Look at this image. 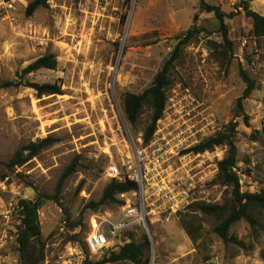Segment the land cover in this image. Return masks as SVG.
<instances>
[{"label": "rangeland", "instance_id": "rangeland-1", "mask_svg": "<svg viewBox=\"0 0 264 264\" xmlns=\"http://www.w3.org/2000/svg\"><path fill=\"white\" fill-rule=\"evenodd\" d=\"M32 1L0 0V83L18 82L29 64L54 54L56 69L27 74L22 80L56 84L63 94L38 95L22 85L0 89V264H20L14 232L19 224V202L53 195L61 175L77 156V172L66 180L60 201H47L39 210L42 235L38 242L45 244L48 264L62 263L60 257L67 254L75 234L85 240L93 212L108 215L112 206L99 211L86 207L101 199L108 184L103 173L110 157L104 149L117 139L119 123L137 135L144 133L151 116L144 106L138 123L131 125L123 97L142 94L154 83L172 56L176 37L192 25L204 31L182 47L171 71L172 86L189 88L212 109L219 126L214 136L232 134L242 190H264V38L253 36L251 18L238 8L242 1H249L252 10L264 15V0H207L232 16L226 23L234 51L225 61L218 58L224 48L211 49L209 43L226 45L219 24L214 14L199 11L198 0H48L47 6L28 15ZM244 39L246 46H242ZM241 70L256 82L242 102L247 121L238 107L247 87ZM232 123L236 124L233 132ZM42 139L51 145L22 167L7 166L19 148ZM228 150L227 145L215 147L213 161L204 160L205 172L214 178L199 196L211 203L231 199L230 189L216 178L218 163ZM83 180V189L77 193ZM8 211L9 220L4 217ZM257 218L260 227L256 230L246 221L236 223L228 243L215 233L218 221L212 216L197 215L201 224L197 240L188 236L180 222L158 226L146 256L148 264H264V212ZM67 219L81 220L82 225L63 227ZM115 242L113 238L111 244ZM108 254L107 250L99 253L92 261Z\"/></svg>", "mask_w": 264, "mask_h": 264}, {"label": "trees", "instance_id": "trees-1", "mask_svg": "<svg viewBox=\"0 0 264 264\" xmlns=\"http://www.w3.org/2000/svg\"><path fill=\"white\" fill-rule=\"evenodd\" d=\"M48 0H34L27 7V14L32 15L38 8L47 6ZM199 11L212 13L219 24L220 33L223 41L226 43L224 46H218L217 42L209 41L211 49L223 47L224 51L220 52L219 59L224 60L232 56L234 51V44L229 38L228 26L226 23L227 18H231V14L224 12L221 7L210 4L207 0H198ZM238 8H242L249 18L252 20V34L257 39L264 38V15L251 9L249 1H242ZM198 15L196 14L195 17ZM202 28L192 25L185 34L176 37L177 43L174 46L171 58L165 63L162 71H160L154 83L146 89L142 94L126 93L123 97V107L127 121L131 125H136L139 121L141 111L144 106L151 110L150 122L144 129V137L149 141L153 136L158 121L163 117L166 107V91L172 86L171 71L174 67L175 61L180 57L182 47L191 44L195 35L202 33ZM208 34H210L208 32ZM58 65L57 57L54 54H47L34 62L29 64L21 75L20 80L6 81L0 83V89H6L17 86H27L34 89L38 95H62L63 90L56 84H38L34 82H23V78L27 74L36 73L40 70H54ZM240 75L244 82L247 84L242 97L238 100V107L245 120L248 116L243 112V100L248 98L256 88V82L252 80L244 70L240 71ZM230 130L233 132L236 124L232 123ZM51 145L47 139L39 140L37 143H30L19 148L14 155L10 158L7 166L9 168H19L31 161L36 157L44 148ZM229 146L227 156L218 163L217 180L223 186L230 189L231 199L224 204L218 203H204L198 202L184 213L180 220V225L184 227L188 236L197 240L201 232V224L197 220V215L215 217L218 224L214 228L225 243L230 242V231L232 227L240 222L246 221L251 225L254 230L260 227L257 218L264 212V190L260 192L243 191L240 176L238 174V160L237 148L232 140V134L219 132L197 146L191 148L189 151L195 153H203L207 150H213L218 146ZM80 156H77L71 164L65 169L61 175L55 193L53 195L40 194L35 200H21L19 202V224L17 226V240L19 243L20 264H41L45 259V244L38 242L42 235V229L39 219V210L47 201L59 202L62 196L63 188L66 180L75 172L79 166ZM244 173V172H243ZM84 180L79 184L77 193L83 189ZM134 182H117L109 181L103 190L102 197L99 201H91L87 204V208L93 211H99L106 206H115L122 201L120 195L136 189ZM79 222H71L67 219V227L76 229L80 227ZM131 238V242H126V236ZM79 234L71 237L73 241L79 242L82 247H85L89 253L85 240L79 239ZM123 239L125 243L108 250L109 254L105 255L101 260L94 262L88 259L87 264H115L118 262L129 261L134 264H148L146 258L150 249V243L145 234H138L133 231L124 233ZM90 254V253H89ZM88 254V256H89Z\"/></svg>", "mask_w": 264, "mask_h": 264}, {"label": "built area", "instance_id": "built-area-1", "mask_svg": "<svg viewBox=\"0 0 264 264\" xmlns=\"http://www.w3.org/2000/svg\"><path fill=\"white\" fill-rule=\"evenodd\" d=\"M247 42L244 39L242 46ZM166 96L164 115L149 141L143 132L134 135L128 126L119 123L117 139L104 149L110 160L103 175L108 182H134L137 187L121 194L122 202L112 206L108 215L92 213L85 238L89 256L79 242L71 241L67 254L60 257L61 264H86L89 258L124 244L123 236L128 231L145 234L152 246L155 228L180 222L198 202L211 203L199 193L214 178L204 169L205 159L213 161V151L189 150L219 131L216 115L189 88L171 86ZM4 217L9 220L10 212ZM14 232L17 236V227ZM113 238L115 244H111ZM125 239L131 242L128 234ZM48 262L44 259L41 264Z\"/></svg>", "mask_w": 264, "mask_h": 264}]
</instances>
